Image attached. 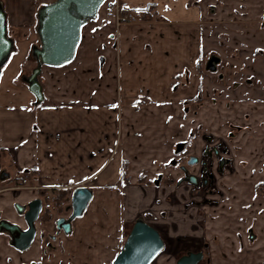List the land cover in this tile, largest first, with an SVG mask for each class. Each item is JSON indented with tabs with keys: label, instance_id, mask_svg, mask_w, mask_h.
Here are the masks:
<instances>
[{
	"label": "crops",
	"instance_id": "0c3cea01",
	"mask_svg": "<svg viewBox=\"0 0 264 264\" xmlns=\"http://www.w3.org/2000/svg\"><path fill=\"white\" fill-rule=\"evenodd\" d=\"M53 1L0 0L6 33L13 41L0 72L6 81L0 85V167L18 181L0 180V223L26 227L15 205L27 206L45 192L57 202H51L48 210L42 207L37 233L25 249L17 248L0 226V264H112L133 220L124 191L134 187L137 177L162 172L154 162L168 160L172 145L188 136V105L201 107L209 98L203 96L207 82L199 61L214 55L207 47L215 41L211 31L223 29L226 34L221 36L234 45L229 30L234 28L239 35L244 33L240 24L260 27L264 0H119L129 10L155 6L151 18L136 16L119 25L111 6L101 7L82 27L70 63L41 66L38 82L43 98L35 103L22 79L30 49L38 42L36 13ZM235 51L232 57L237 59ZM250 52L264 55L263 50ZM212 98V107L219 105ZM218 107L220 113L213 114V120L224 118L228 126H241L242 114L250 113H234L233 103L227 101ZM250 107L264 116L261 100ZM230 157L238 159L237 154ZM230 171L226 167V173ZM81 186L92 191L91 199L64 233L55 227L56 221L69 216L72 192ZM225 187L232 197L224 207L230 225L235 230L246 220L251 225L256 215L254 228L264 239V197L255 190L253 196L233 193L241 187L235 182ZM222 201L214 205L222 206ZM224 221L219 228L226 230L222 244L226 264H246L242 261L246 253L236 246ZM48 234L55 236L51 246ZM260 258L258 254L256 264H262Z\"/></svg>",
	"mask_w": 264,
	"mask_h": 264
},
{
	"label": "rangeland",
	"instance_id": "374dc122",
	"mask_svg": "<svg viewBox=\"0 0 264 264\" xmlns=\"http://www.w3.org/2000/svg\"><path fill=\"white\" fill-rule=\"evenodd\" d=\"M112 1H114V4L117 2L118 5H122L119 0ZM105 6L110 8L109 6H112L111 0H107L102 8ZM240 26L244 28L243 34H236L232 30L234 28H231L228 32L230 39H233L234 45L231 46L228 43L232 42L221 36V34H226L223 29H216L215 32L211 31L214 34L212 36L215 41L207 47L214 52L213 56L218 57L220 62L217 66V73L213 74L205 70L206 60L201 59L199 61L201 73L206 78L205 82H207V87L203 90V96L209 98L205 100V104L201 107L195 106V104L188 105L190 118L185 128L188 136L185 140L186 149L183 152L184 155L192 154L201 158L203 147L208 145L203 136L213 138V144L222 143L221 140H223V145H226L230 150L227 156L232 154L238 156L236 161L235 157H230L233 160L231 161V171L228 173L226 171L218 172L215 181H213L214 183L212 184V181H210L211 183L204 189L183 183L178 185V178L182 174L169 162V159L175 156V144H173L172 156H168V160L154 162L157 168H162V172H156L152 177L141 175L134 180V184H131L134 187L126 192L124 191V203L125 206L130 207L128 211H131V214L128 213L133 219L131 226L136 219L141 218L154 227L164 241V247L151 264H176V260L181 255L198 250L204 253L203 259L198 264H214V262L226 264L228 255H226L225 250H223L224 245H222L226 237L223 233L226 230L219 228V225H221L223 219L225 223L230 220L229 216L225 214L227 212L224 207L230 203L229 200L232 197H230L231 190H227L225 186L228 182L238 183L241 185L240 190L233 191V193L239 194L240 192L241 195L244 194L245 196H253V190L255 189L257 194L262 191L259 183L264 181V116L259 117L253 111L255 109L250 106L257 99L264 101V55H259V53L256 54L257 56L251 55L250 51L252 49L264 51V22L258 28L257 25L240 24ZM233 49L236 50L234 56L237 59L232 57ZM250 56L254 57L253 61ZM28 59L30 60L29 68L23 74V78L28 77V72L36 67L32 61L31 51ZM221 76L223 83L233 84L235 82L238 87L222 90L218 88L217 93L213 92L212 87L215 86V80ZM4 81L5 78L1 77L0 85L5 84L6 81ZM249 81H251L250 84L247 83ZM256 81L259 84H256ZM225 84L218 83L219 86ZM211 97H214L219 105L212 107ZM243 97L249 100H244ZM226 101L233 103L234 113L240 112V110H250V117L259 119L254 123L257 124L261 121L260 126L253 124L254 126L248 129L247 125L249 124L247 121L242 120L243 116L248 113H243L240 119V121L242 120V124H240L242 126L241 134L235 131V127L230 128L226 125V119L213 120L212 115L220 113L221 108L219 109L218 106ZM196 111L199 114L198 118L193 116ZM230 131L233 133L232 137L234 136L235 140L229 139L228 133ZM253 134H255L254 137H252ZM196 136H200V140H196ZM233 150L235 153H233ZM208 161L212 162L211 160ZM191 170L195 171L194 168H191ZM159 173H161L162 179L154 184L153 180ZM126 180L129 181L128 178ZM217 192L219 194L214 195ZM220 196L223 198L220 199ZM216 200H223L224 204L221 202L222 206L214 205ZM52 201L57 205L55 200ZM227 224L230 225L231 223L228 222ZM257 244L261 249L263 245L259 242ZM204 246L207 247L204 248ZM247 251L249 253L253 252L250 249ZM244 255L246 256L242 261L246 264L248 261H259L256 253Z\"/></svg>",
	"mask_w": 264,
	"mask_h": 264
},
{
	"label": "water",
	"instance_id": "95a60500",
	"mask_svg": "<svg viewBox=\"0 0 264 264\" xmlns=\"http://www.w3.org/2000/svg\"><path fill=\"white\" fill-rule=\"evenodd\" d=\"M105 1L54 0L38 9L36 33L39 43L32 47V55L37 61V66L26 79L28 89L34 95L36 103H41L43 98L37 80L41 66L61 67L74 59L81 40L82 27L96 17ZM12 45L13 41L6 33L5 15L0 5V70L8 59ZM194 161H190V164ZM91 196L92 191L87 187H76L71 195V214L67 219L59 218L56 221V228L69 233L70 222L82 215ZM28 208L29 212L25 215L28 227L26 231L19 232L16 226L8 227L4 223L1 224L10 232L12 242L19 249L27 248L34 238V221L41 210V201L39 199L32 201ZM13 232H17L18 237L14 236ZM162 248L163 241L158 231L142 219H137L112 264H150ZM201 258L202 253L189 252L179 257L176 264H197Z\"/></svg>",
	"mask_w": 264,
	"mask_h": 264
},
{
	"label": "flooded vegetation",
	"instance_id": "af4514ba",
	"mask_svg": "<svg viewBox=\"0 0 264 264\" xmlns=\"http://www.w3.org/2000/svg\"><path fill=\"white\" fill-rule=\"evenodd\" d=\"M31 56H32V54H31ZM250 57L252 58L251 60L253 61L254 57H252V56H250ZM32 61H33L34 65L36 66L37 62H36V59L33 56H32ZM219 62H220V59L218 57H215V56L212 55L210 58L206 59L204 68H205L206 71H209V72L215 74V73H217V66H218ZM35 68L31 69V71L28 72L29 73L28 77L31 75L32 71ZM28 77L23 78V79L21 78L23 83H24V85L26 86L27 90H29L28 89V84L26 82V79ZM37 80H38V76H37ZM252 80H253V78H252ZM251 81H249L247 83L250 84ZM215 82H216L214 84L215 86L212 87L213 92H215V93L218 92L217 91L218 88H220V90H222V89H225V88H233V89H235V88L238 87V84L235 83V82L233 84H225V83H223L222 76L219 77L218 79H216ZM219 82H221L222 84H225V85L219 86L218 85ZM256 84H259V83L256 81ZM34 99H35V97H34ZM243 99L244 100H249L248 98H245V97H243ZM211 100H213V98ZM257 100H259V99H257ZM261 102H264V101H261ZM242 120L247 121V123L249 124V125H247L248 129H251L254 126L253 124H255L256 126H260V123H261V121H259L257 124L254 123L256 120H259V119H255V118L253 119L248 114H245V117L243 116ZM231 127L232 128L235 127V131L236 132H239L242 129L241 126L230 125V128ZM232 135H233V133L230 131L228 133L229 139H234L233 138L234 136L232 137ZM254 135L255 134H253L252 137H254ZM203 138L207 142L208 145H205L203 147V149H202V157L201 158L197 157L196 155H192V154H188V155H184L183 154V152L186 149V142L185 141L178 142L177 144H175V146H174V148H175L174 149L175 156L171 157L169 159V162L173 166H175L178 169V171L182 174V176H180L178 178V181H177L178 185H181L183 183V184H188L190 186H194V187L199 188V189H204L207 185H209V183H211L210 181H212V184L214 183L213 181H215L218 172L222 173V172L226 171V167H229V166H230V168L232 167L231 166L232 165L231 160L229 158H227V154L229 153V149L226 147V145H223L224 141L221 140L222 143L217 142L216 144H213V142H214L213 138H211L209 136H203ZM257 141H259V140H257ZM177 157H178V159H177ZM194 159L196 161H194ZM208 160H211L212 162H209ZM190 161H194V162L190 164ZM191 168H194L195 171L193 172V170H191ZM16 178L17 177H12L11 178L10 171L6 170L5 168H1L0 167V180H3V181L9 180L7 182V184H9V182L17 184L18 181H17ZM161 179H162V175H161V173H159L158 176L153 180V183L155 184V182L157 183V182L161 181ZM259 184L262 187V191L258 192V194L262 195L264 197V181L259 183ZM255 193H256V189H255ZM198 194L200 195V191L199 190H198ZM36 199H39L41 201V204H42L41 197H38ZM36 199H34V200H36ZM34 200H31L28 203L27 206L15 205L17 210L20 212L19 214H22V220H25V215L29 212V208H28L29 204L32 201H34ZM205 203H207V202H205ZM41 213H42V208H41V211L39 212V214L41 215ZM46 214L47 213L44 212V214H42L41 217L43 218ZM62 218H64V217H62ZM251 220H253L251 222V225L246 220L244 225L241 226L240 228L234 230L233 229L234 226L232 227V225H230V228H228L227 231H228V233L230 232V234H232V237L235 239L234 241H235L236 246H238V248L243 250L246 254H253V253L261 254L260 262L262 264H264V239H260L259 238L260 235H258V232H257L256 228H254V225H256V222H257L256 215L253 216ZM37 221L40 224L41 220H40V216L39 215H38V218L34 221L35 235L37 233V227H36V222ZM24 222H25V225H26V227H24V228H21L20 224H18V223L7 224V225H8V227L16 226L19 232H24L28 228L27 224H26V221H24ZM1 224H3V223H0V226H1ZM40 232H42V233L40 234ZM40 232L38 233V235H39V237L41 239L44 236L43 235L44 231L41 230ZM55 232H56V229H55ZM9 234H10V232H9ZM13 235L17 236V232H13ZM54 237L55 236L53 234H48V236H47V239L49 240L48 243H47L48 246H51V243H52L51 241L54 240ZM160 237H161V235H160ZM162 241H163V239H162ZM258 242L263 245L261 247V249L259 248V246L257 244ZM19 244H20V242L18 243V245ZM163 244H164V241H163ZM206 247L207 246H204V248H206ZM248 249L252 250L253 252L249 253L247 251ZM198 252L202 253V258H201V260H202L203 259V254H204L202 251L198 250V251L192 252V253H198ZM187 253H189V252H186L185 254H187ZM185 254H183V255H185ZM252 264H256V262H252Z\"/></svg>",
	"mask_w": 264,
	"mask_h": 264
},
{
	"label": "trees",
	"instance_id": "16d2710c",
	"mask_svg": "<svg viewBox=\"0 0 264 264\" xmlns=\"http://www.w3.org/2000/svg\"><path fill=\"white\" fill-rule=\"evenodd\" d=\"M154 8H155L154 4H148L143 9L131 10L130 12H132L134 14V16H138V18H140V19H147V18L152 17L151 12L154 10ZM128 12H129V10L126 8H123L121 10L122 15H125Z\"/></svg>",
	"mask_w": 264,
	"mask_h": 264
},
{
	"label": "built area",
	"instance_id": "2783aa9c",
	"mask_svg": "<svg viewBox=\"0 0 264 264\" xmlns=\"http://www.w3.org/2000/svg\"><path fill=\"white\" fill-rule=\"evenodd\" d=\"M117 8H118V6L116 5V6H115V10H116ZM117 19L119 20L120 18H119V17H117ZM126 19H131V16H130V15H128V16L126 17ZM49 206H50V204H49V203H46V204H45V207H46V208H48Z\"/></svg>",
	"mask_w": 264,
	"mask_h": 264
}]
</instances>
